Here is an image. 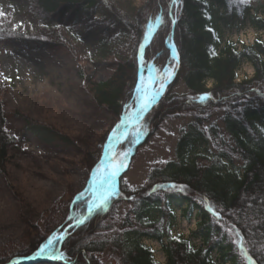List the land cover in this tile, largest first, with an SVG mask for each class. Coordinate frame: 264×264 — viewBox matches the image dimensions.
<instances>
[{
    "label": "trees",
    "instance_id": "16d2710c",
    "mask_svg": "<svg viewBox=\"0 0 264 264\" xmlns=\"http://www.w3.org/2000/svg\"><path fill=\"white\" fill-rule=\"evenodd\" d=\"M24 1L38 26L17 32L7 13L6 18H0L1 40L20 38L47 48L65 46L75 55L80 29L97 22L106 25L99 41L107 48L106 56L113 57L109 62L111 75L105 80L90 79L80 64V76L96 107L112 114L116 123L136 107V85L145 68L151 66L160 75L174 63L172 38L180 60L178 72L145 115L140 141L133 143L130 135L117 150H132L134 144L137 148L169 117L185 115L191 120L179 137L175 158L152 168L143 184H130L120 173L108 207L91 214H86L85 201L79 195L61 199L47 211L53 220L61 216L60 228L54 231L52 224H43L44 216L33 225L35 235L28 234L14 253L1 255L0 264L13 258H33L53 232L63 235L55 245L63 253L62 259L19 264H157L144 238L160 243L166 264H214L210 258L214 250L231 264H238L242 255L264 264V43L256 41L239 51L233 42H223L222 36V25L239 23L246 17L255 26L264 27V16L249 13L252 7L264 13V0H249L245 5L238 0H178L175 4L146 0L126 13L107 0ZM100 7L107 10L97 15ZM149 24L153 33L145 40ZM141 44L145 46L143 53ZM242 58L251 63L254 73L237 80L236 68ZM208 81H212L209 87ZM204 95L210 98L202 102L199 97ZM12 112L21 126L11 132L0 101V176L8 183L13 146L33 136L50 145L70 144L68 134L48 122ZM214 112H218L215 119L205 126ZM198 140L212 142L218 155L207 156L210 159L205 163L199 161L192 148ZM133 155L127 159L128 166ZM175 204L188 218L195 211L199 220L190 236H200L203 246L172 234ZM84 215V223L77 224Z\"/></svg>",
    "mask_w": 264,
    "mask_h": 264
},
{
    "label": "rangeland",
    "instance_id": "374dc122",
    "mask_svg": "<svg viewBox=\"0 0 264 264\" xmlns=\"http://www.w3.org/2000/svg\"><path fill=\"white\" fill-rule=\"evenodd\" d=\"M144 1L107 0L123 13L132 7H139ZM9 5L12 7L9 8ZM0 9L10 13L11 24L17 32H28L30 28L38 26L36 18L27 8V1L0 0ZM106 10L104 7L98 8L97 15ZM21 21L23 27H16ZM105 26L97 22L89 28L80 29L81 38L75 42L73 51L75 55L65 46L47 48L20 38L8 41L0 39V73L4 74L0 76V101L8 115L10 131L21 126V122L12 116V111L17 110L37 121L48 122L70 138L69 145H50L46 140L33 136L10 150L9 183L0 176V256L14 253L26 241L28 234L34 236L33 225L44 216L43 224H52L54 231L60 228L61 216L53 220L47 211L61 199L77 197L88 187L92 169L104 156V145L112 129L121 122L116 123L112 114L96 107L93 97L82 86L80 76L81 65L90 79L105 80L111 75L113 68L109 62L113 57L106 56L107 48L99 41ZM254 29L250 25L241 31L245 40L253 39ZM233 33L222 27L224 38L235 37ZM175 63L167 70H174ZM238 68V80L251 77L254 73L247 62ZM153 74L158 75L154 70ZM5 76L9 79L5 80ZM143 76L148 78L147 68ZM211 84L212 81L207 82L208 87ZM178 86L180 91L184 90L182 85ZM130 112H125L124 117ZM216 113H213L205 126H209L215 119ZM190 120L191 117L185 115L169 117L137 148H134L135 144L130 146L132 150L129 155H133V151L134 155L129 166L127 160V166L120 172L128 183L143 184L152 168L175 158L179 137L186 132ZM122 148L119 150L125 149ZM192 148L196 158L204 163L210 159L207 156L218 155L212 142L206 144L198 140ZM96 157L97 160L94 159ZM235 165L239 163L236 161ZM179 208L175 204L179 217L176 230L188 235L196 227L197 219L183 221L184 215ZM143 241L158 249L156 260L164 261L165 257L155 239L144 238ZM39 257L51 258L46 255ZM238 264L252 262L242 255Z\"/></svg>",
    "mask_w": 264,
    "mask_h": 264
},
{
    "label": "snow or ice",
    "instance_id": "6c2138e0",
    "mask_svg": "<svg viewBox=\"0 0 264 264\" xmlns=\"http://www.w3.org/2000/svg\"><path fill=\"white\" fill-rule=\"evenodd\" d=\"M173 4L177 3L178 0H171ZM239 4L245 5L249 3V0H238ZM12 5H9L11 8ZM8 14L0 9V18H6ZM160 21V18H156ZM162 22V21H160ZM175 23V21H173ZM16 27H23V22L21 21ZM211 32L212 30L209 29ZM153 33V26L148 25V31L145 33V40H150ZM215 35V33H213ZM144 45L141 44V53H143ZM173 56L175 53V46L172 45ZM141 59V68L143 69L145 65L143 64V55ZM149 70V76L147 79L143 75L140 77V83L136 85V95H135V105L136 107L125 115L121 119V122L117 124L111 131L108 142L104 145L105 154L100 159V162L92 169L91 177L88 183V187L84 189L82 193L79 194V198L85 201L88 214L96 211L97 209H106L111 198L116 194V179L119 176L121 170L127 166V159L130 153L129 150H117V145H121L124 141L129 139V136H133V143L139 142V136L144 129L143 120L145 114L152 108V106L157 102L158 97L163 93L165 85L170 82L172 75L174 73L171 69L160 75L153 74V69L151 66H147ZM0 73V76H3ZM5 80L9 77L5 76ZM210 97L207 95L199 97L200 101H205ZM126 108L129 105H125ZM172 187H176L173 185ZM180 190H183L181 186ZM85 194H88V198L85 200ZM212 211V209H209ZM214 215L217 213L213 212ZM77 224L84 223L83 219H78ZM239 235V233H237ZM63 239L62 234L53 233L47 240V242L41 245L38 255L51 256L54 259H62L63 253L56 248V243ZM172 239H178V237L173 236ZM247 256V253H245ZM247 258L255 264L250 256Z\"/></svg>",
    "mask_w": 264,
    "mask_h": 264
},
{
    "label": "water",
    "instance_id": "95a60500",
    "mask_svg": "<svg viewBox=\"0 0 264 264\" xmlns=\"http://www.w3.org/2000/svg\"><path fill=\"white\" fill-rule=\"evenodd\" d=\"M171 37H172V35H171ZM171 41H172V38H171ZM172 45H173V43H172ZM177 60H178V58H177ZM179 64H180V60H178L177 67L175 69V74L177 73V69L179 67ZM175 74L171 77L172 79H174ZM167 84H169V82ZM165 87H166V85H165ZM165 87H164V90H165ZM159 97H158V99H159ZM84 218H85V216L82 219L84 220ZM39 259H41V257H39V255H37L34 259H31V258H29V259L23 258V259H18V260H10L9 262H7V264L29 263V262H32V261H35V260H39Z\"/></svg>",
    "mask_w": 264,
    "mask_h": 264
},
{
    "label": "built area",
    "instance_id": "2783aa9c",
    "mask_svg": "<svg viewBox=\"0 0 264 264\" xmlns=\"http://www.w3.org/2000/svg\"><path fill=\"white\" fill-rule=\"evenodd\" d=\"M250 26L249 25H247L243 30H240V32L239 33H233V34H235L236 36L235 37H232L234 40H236L237 39V37L239 36V37H241V39L242 40H244L245 42H251V40H253V39H251L250 41H247V40H245V38H244V35H242L241 34V31H245L247 28H249ZM253 35H254V37L255 36H257V35H260V36H264V31L262 30H257V29H254V32H253ZM253 37V38H254ZM199 241V240H198Z\"/></svg>",
    "mask_w": 264,
    "mask_h": 264
},
{
    "label": "bare ground",
    "instance_id": "6f19581e",
    "mask_svg": "<svg viewBox=\"0 0 264 264\" xmlns=\"http://www.w3.org/2000/svg\"><path fill=\"white\" fill-rule=\"evenodd\" d=\"M173 69H175V68H173ZM172 72L174 73V70H172Z\"/></svg>",
    "mask_w": 264,
    "mask_h": 264
}]
</instances>
